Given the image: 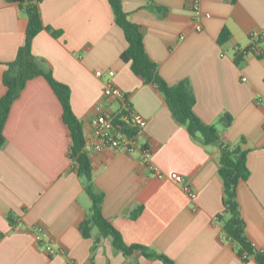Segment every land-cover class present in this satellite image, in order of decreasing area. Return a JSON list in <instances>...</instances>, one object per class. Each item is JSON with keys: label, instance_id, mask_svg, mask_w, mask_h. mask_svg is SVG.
I'll return each instance as SVG.
<instances>
[{"label": "crops", "instance_id": "crops-1", "mask_svg": "<svg viewBox=\"0 0 264 264\" xmlns=\"http://www.w3.org/2000/svg\"><path fill=\"white\" fill-rule=\"evenodd\" d=\"M121 6L140 26L145 52L160 78L170 86L187 81L195 115L215 126L226 144L247 151L250 174L237 186V202L246 238L264 252V43L259 56L233 59L236 47H248L250 35L264 31V0H201L202 12L210 17L201 20L200 32L191 23L190 0H121ZM39 11L47 29L33 39L34 60L68 86L83 135L90 134L98 111L118 109L115 102L101 103L99 70L114 71L115 85L147 121L138 141L152 151L163 178L142 166L138 153L86 152L94 189L103 196V216L123 243L145 247L173 264H256L253 257L241 261L235 246L223 241L217 222L224 210L219 150L193 139L155 86L141 82L121 61L126 41L108 1L41 0ZM26 26L18 4L0 0V98L6 91V64L23 45ZM223 30L228 39L220 43ZM3 135L0 264H165L138 251L124 255L96 230L81 235L79 224L91 200L69 158L61 105L44 78L28 81L13 101ZM178 175L195 193L193 201L175 183ZM37 226L63 253L50 256L35 243Z\"/></svg>", "mask_w": 264, "mask_h": 264}, {"label": "trees", "instance_id": "trees-1", "mask_svg": "<svg viewBox=\"0 0 264 264\" xmlns=\"http://www.w3.org/2000/svg\"><path fill=\"white\" fill-rule=\"evenodd\" d=\"M16 3L27 17V26L23 45L18 49L15 59L6 64L2 77L5 93L0 98V147L5 142L3 130L13 101L19 96L26 83L33 78L42 77L48 83L62 108V121L69 132V158L79 177L84 179L85 191L91 200V208L86 218L79 224L83 237H89L96 230L98 238H110L115 249L124 255L138 251L148 259L160 260L165 264H173L163 255L150 252L147 248L123 243L120 234L113 228L102 213L103 196L93 186L91 165L83 151L84 135L81 123L75 117L70 106V90L68 86L56 81L50 71L41 70L32 53L33 39L47 29L41 20L39 4L41 0H6ZM111 6L114 23L123 31L126 48L120 59L130 65L132 73L144 84L155 86L169 108L172 117L187 129L189 135L205 146H215L219 150L218 174L223 187V212L217 216L222 226L226 241H230L236 249L237 256L243 262L250 257L256 264H264V252L257 251L245 236V223L237 202V186L248 179L250 171L247 167V151L239 146L226 144L219 136L215 126L203 123L194 113L195 99L187 81L170 86L158 75V66L145 52L140 26L130 22L124 13L121 0H107ZM234 3L236 0H226ZM53 34H57L53 32ZM228 39V32L223 30L219 42ZM240 58L236 61L239 62ZM141 208L132 213L136 217Z\"/></svg>", "mask_w": 264, "mask_h": 264}, {"label": "built area", "instance_id": "built-area-1", "mask_svg": "<svg viewBox=\"0 0 264 264\" xmlns=\"http://www.w3.org/2000/svg\"><path fill=\"white\" fill-rule=\"evenodd\" d=\"M192 11L191 23L196 32L202 30L201 20L209 18L208 13L201 10V0H190ZM251 44L245 48L236 47L234 49V60L237 61L247 55L259 56L261 54V45L264 43V31L260 33H252L250 35ZM114 71H96L95 76L104 77L102 88V104L115 102L118 109L115 112L98 111L90 122V134L84 136L83 151L100 154L106 151L122 152L126 154H139V162L153 176L161 179L163 174L154 165L152 161V151L138 141L147 126V121L139 114L135 113L128 102L127 96L115 85ZM245 81V79H243ZM100 105L99 107H101ZM100 110V108H99ZM175 183L179 184L189 198L193 201L195 193L181 176L174 177ZM196 211V208H193ZM35 243L43 247L50 255L63 253L61 249H55L50 240L46 238V233L42 227L37 226L33 230ZM223 241H226L223 236ZM65 264H71L70 261Z\"/></svg>", "mask_w": 264, "mask_h": 264}]
</instances>
